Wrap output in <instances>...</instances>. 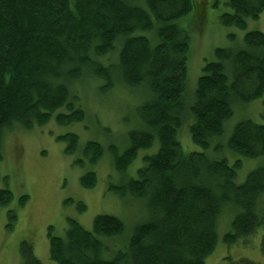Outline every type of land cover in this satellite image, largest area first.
<instances>
[{"label":"trees","instance_id":"trees-1","mask_svg":"<svg viewBox=\"0 0 264 264\" xmlns=\"http://www.w3.org/2000/svg\"><path fill=\"white\" fill-rule=\"evenodd\" d=\"M263 13L264 0H0V161L9 132L53 119L60 126L86 122L77 91L86 78L97 80L94 88L103 95L121 86L134 97L147 96L138 126L128 118L123 124V151L106 145L118 176L109 190L144 200L146 219L126 243L120 241L126 225L116 216H97L91 232L70 219L64 237H51L56 264H205L229 205L238 211L224 243L264 229V166L238 184L242 160L230 164L210 154L222 149L213 139L224 134L236 106L264 97V33L250 30L237 39L238 30ZM211 20L231 28V44L215 49L190 89L193 33ZM188 127L198 152L182 149L179 133ZM58 139L76 153L78 135ZM227 146L243 158L264 157V122H239ZM105 151L97 141L83 148L91 167ZM141 153L143 166L130 177ZM97 184L94 171L81 178L83 188ZM12 199L11 191L0 190V206ZM20 252L23 264H42L31 244L22 243Z\"/></svg>","mask_w":264,"mask_h":264},{"label":"rangeland","instance_id":"rangeland-1","mask_svg":"<svg viewBox=\"0 0 264 264\" xmlns=\"http://www.w3.org/2000/svg\"><path fill=\"white\" fill-rule=\"evenodd\" d=\"M211 11L214 12V9ZM247 28L246 31L238 30L237 39L250 30L264 33V13L258 20L250 21ZM230 32L231 28L211 20L201 25L197 34L193 33V52L188 75L190 89L196 88L203 66L213 59L215 49L231 44L228 40ZM85 80V86H78L77 91L79 90L87 113L86 122L60 126L53 119L43 127H35L33 130L16 129L5 137L4 158L0 161V190L11 191L13 199L8 205L0 206V264H23L20 249L24 242L31 244L34 255L42 264H56L50 257L51 237H64L70 219L91 232L97 216H116L126 225L127 231L120 240L126 243L134 227L147 217L144 200L130 196L120 198L109 190L111 181L114 182L118 176L114 168L113 153L109 151V146L106 147L115 145L119 152L123 151V124L128 118L131 127L138 126L136 120L141 122L138 108L141 98L147 96L142 92L143 96L134 97L132 92L121 86H116L110 93L103 95L94 88L97 80ZM141 88H134V91ZM263 100L264 97L236 106L234 115L225 124L224 134L213 139L214 145L222 146L220 151L210 152L214 158H225L230 164L242 160L238 184H243L252 171L264 166V157L243 158L232 152L227 142L239 122L249 119L256 123L264 122ZM125 107L128 109L125 110ZM184 127L186 129V125ZM185 129L179 133L183 151H200L188 136L189 127ZM68 133H74L80 139L78 149L73 154L67 152L68 144L58 139ZM88 141L105 145V156L94 167L90 166L83 153ZM140 156L129 169L130 177L135 176L136 169L143 166L142 153ZM91 171L96 173L98 184L93 189L83 188L81 178ZM21 201L25 202L23 206L20 205ZM79 202L86 206L84 212L78 209ZM237 211L231 205L224 208L219 218L216 248L205 264H232L239 259L264 264L261 261L264 260L261 251L263 228H258L250 238H239L237 243L230 245L224 243V236L231 231V222ZM114 243L118 244V241ZM109 255V252L103 254L104 257Z\"/></svg>","mask_w":264,"mask_h":264},{"label":"crops","instance_id":"crops-1","mask_svg":"<svg viewBox=\"0 0 264 264\" xmlns=\"http://www.w3.org/2000/svg\"><path fill=\"white\" fill-rule=\"evenodd\" d=\"M259 229H260V228H259ZM263 230H264V229H263ZM256 232H257V231H256ZM256 232H255V233H256ZM255 233H254V234H255ZM254 234H252V235H254ZM263 234H264V231H263ZM252 235H251V236H252ZM251 236H248V237H246V238H250ZM246 238H243V239H246ZM262 238H263V235H262ZM261 245H262V240H261ZM241 260H246V261H248L247 259H239L238 262L241 261ZM261 261L264 263V260H263V259H262ZM254 263H255V262H254ZM255 264H259V263H255Z\"/></svg>","mask_w":264,"mask_h":264}]
</instances>
